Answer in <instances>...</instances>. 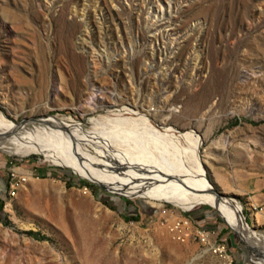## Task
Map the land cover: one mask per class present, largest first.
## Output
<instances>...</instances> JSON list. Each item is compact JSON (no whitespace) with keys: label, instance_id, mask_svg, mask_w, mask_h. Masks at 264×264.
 I'll use <instances>...</instances> for the list:
<instances>
[{"label":"rangeland","instance_id":"rangeland-1","mask_svg":"<svg viewBox=\"0 0 264 264\" xmlns=\"http://www.w3.org/2000/svg\"><path fill=\"white\" fill-rule=\"evenodd\" d=\"M0 114L24 127L6 130L9 143L63 137L111 173L173 172L190 154L167 130L195 131L208 180L264 238L242 200L264 174V0H0ZM14 170L23 184L12 191ZM187 215L226 239L235 264H262L216 208ZM160 216L49 153L0 148V264H221L170 239Z\"/></svg>","mask_w":264,"mask_h":264},{"label":"bare ground","instance_id":"bare-ground-1","mask_svg":"<svg viewBox=\"0 0 264 264\" xmlns=\"http://www.w3.org/2000/svg\"><path fill=\"white\" fill-rule=\"evenodd\" d=\"M153 97L154 96L150 94V104L154 102ZM118 103L119 102H117V104ZM101 108H103V106H101ZM131 111L132 110L127 108L114 110L116 113H128ZM28 123L32 124V122ZM11 125L12 123L4 115L0 114V148L5 153L14 155H28L34 152L49 153L57 164L72 169L75 174L84 177L92 183L104 186L115 195L130 198H144L153 205L159 207L162 206V203L172 204L184 211H191L200 205L214 207L219 211L226 224L236 231L241 238H247L252 245H264V238L262 239L256 232H252L249 225L245 222L242 207L233 206L225 198L219 199L212 191L215 187L213 183L208 180L206 169L200 157V150L204 143L203 138L198 136L195 131L190 130L182 132L174 128H167V132L171 133L169 135L170 138L177 140L178 144L184 142V144L189 147L188 154H190V159L187 162L181 159V163H184L180 165L176 163L178 166L177 168L175 167L176 169L173 172L162 170L155 175H147L137 171L132 172L130 169L125 170V168H123V171L117 173H111L112 170L109 171V169H107L108 171L99 170V166L94 167L90 165L88 161L81 159L77 153L69 147L67 141L63 137H59L60 140L54 141H37L31 136H24V138L17 140L15 143H9L6 139H2L6 130L11 128L21 132L24 129V127L13 128V125ZM7 126L8 129L5 128ZM33 127L40 130L41 133L48 135L49 130L37 126ZM68 127L67 124L63 126V128H65L64 130ZM55 136L58 137V135ZM77 146V148H79V145ZM93 160L91 162H93ZM96 161L97 160H95V162ZM112 167H114V165ZM120 169L122 170V168ZM255 259L262 264L264 263V258Z\"/></svg>","mask_w":264,"mask_h":264},{"label":"built area","instance_id":"built-area-1","mask_svg":"<svg viewBox=\"0 0 264 264\" xmlns=\"http://www.w3.org/2000/svg\"><path fill=\"white\" fill-rule=\"evenodd\" d=\"M11 190L23 184L22 175L17 170L12 172ZM161 216L158 224L163 228L170 239L178 243L198 242L201 246L211 252L221 264H235V255L229 244L222 242L220 233L207 226H200L194 218L187 215V211L161 207Z\"/></svg>","mask_w":264,"mask_h":264},{"label":"crops","instance_id":"crops-1","mask_svg":"<svg viewBox=\"0 0 264 264\" xmlns=\"http://www.w3.org/2000/svg\"><path fill=\"white\" fill-rule=\"evenodd\" d=\"M242 193L246 212L254 215L256 219L259 216L260 222L264 224V174L249 178V183L242 189Z\"/></svg>","mask_w":264,"mask_h":264},{"label":"water","instance_id":"water-1","mask_svg":"<svg viewBox=\"0 0 264 264\" xmlns=\"http://www.w3.org/2000/svg\"><path fill=\"white\" fill-rule=\"evenodd\" d=\"M45 119V118H44ZM44 119H35L34 121L35 122H41L42 120H44ZM96 185H99V186H101V187H103L106 191H108L104 186H102V185H100V184H97V183H95ZM216 195H217V197L219 198V199H223V198H225L223 195H222V193H220L218 190H216L215 188H213V190H212ZM108 192H110V191H108ZM111 193V192H110ZM113 194V193H112ZM229 200H233V199H229ZM237 234V233H236ZM238 235V234H237ZM239 236V235H238ZM240 237V236H239ZM241 238V237H240ZM243 240V239H242ZM243 242H245L244 240H243ZM247 245H248V247H249V250L250 251H252V252H257L258 253V255L260 256V258H264V248H263V251H261L260 250V248H258V246H256V245H253V246H251V245H249L247 242H245Z\"/></svg>","mask_w":264,"mask_h":264},{"label":"trees","instance_id":"trees-1","mask_svg":"<svg viewBox=\"0 0 264 264\" xmlns=\"http://www.w3.org/2000/svg\"><path fill=\"white\" fill-rule=\"evenodd\" d=\"M88 186H89V185H88ZM28 234H30V235H32V236H34V237H38V235H37L36 233H34V232H29ZM221 241H222V242H226V239L222 238Z\"/></svg>","mask_w":264,"mask_h":264}]
</instances>
